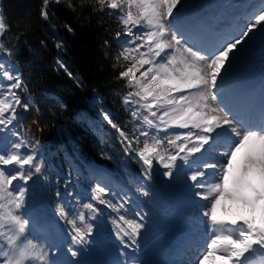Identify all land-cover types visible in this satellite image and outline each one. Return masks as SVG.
Here are the masks:
<instances>
[{
  "label": "snow or ice",
  "instance_id": "obj_1",
  "mask_svg": "<svg viewBox=\"0 0 264 264\" xmlns=\"http://www.w3.org/2000/svg\"><path fill=\"white\" fill-rule=\"evenodd\" d=\"M180 4L181 0H95L93 10H111L108 15L116 16L121 29L116 38L119 41L122 34L125 38L114 57V67L122 68L119 78L126 81L128 91L123 103L130 110L133 131L129 134L121 130L108 113H104V120L119 132L124 151L134 152L142 162L145 178H152L155 164L165 169L163 176L169 179L178 178L183 171L184 180L190 182L187 187L196 189L194 197L207 202L202 212L207 219L206 243L193 264H216L217 260L252 264L253 258L256 264H264V226L244 217L226 219L217 215L225 199H240L245 204L264 199V193L256 194L251 201L242 197L240 181L230 177L233 160L245 147L249 155L243 171H258L264 176V96L259 123H253L234 113L220 91L232 62L243 51L242 45L255 31L264 34V6L248 17L240 33L225 35L206 47L192 44L186 32L173 23L174 9ZM43 5L41 14L47 18L49 0H43ZM68 7L75 10L71 0ZM5 34L6 24L0 13V38ZM6 50L0 42V51ZM60 67L73 75L63 64ZM26 91L22 76L0 63V132L19 120L18 108L30 110L31 100H23L18 94ZM11 135L16 139L0 138V264H54L46 247L28 236L29 181L43 174L45 167L39 156V140H28L14 130ZM221 137L223 144L218 143ZM217 147L224 150L217 151ZM138 190L149 195L142 186ZM109 191L98 183L88 202L80 205L81 210L58 206L57 214L71 226L70 245L88 243L93 231L88 221L100 212L97 205L119 214L113 224L121 243L125 247L137 245L144 216L135 211L133 215L139 221L129 218V201L113 202L108 199ZM56 196H61L59 190ZM122 211L124 214H120ZM72 246L67 251L76 257L80 250Z\"/></svg>",
  "mask_w": 264,
  "mask_h": 264
},
{
  "label": "rangeland",
  "instance_id": "obj_2",
  "mask_svg": "<svg viewBox=\"0 0 264 264\" xmlns=\"http://www.w3.org/2000/svg\"><path fill=\"white\" fill-rule=\"evenodd\" d=\"M204 1L205 0H194V3L197 5ZM246 1L248 2L249 0ZM247 2H243V4ZM240 20L242 19H239V23L241 24ZM243 21L245 22L246 20L244 19ZM0 42H2L1 38ZM121 44H123V41L120 42L119 47ZM57 45L60 46L58 47ZM57 45L56 63L60 69H63L60 67V64H63L70 72L71 63L64 58V48L61 44ZM0 63H4L6 69L14 70L20 74L19 69L14 64L1 57V55ZM11 64L13 66H11ZM70 79L73 80V77L71 76ZM18 94L21 95L23 100H31V108L39 112L36 98L25 97L27 94L26 92H18ZM50 98L53 100V106H58L62 110L67 109L62 99L52 95ZM86 102L87 110L74 120L76 125L82 127L84 131L98 138L99 144H94L87 149L89 152H92L97 162H88L87 158L84 157L73 142H71L72 146L69 144L65 146L62 145L56 148V151L50 150L47 153L42 152L40 150L42 147L39 146V156L44 160L45 167L43 174H38L33 178V181L29 182L26 213H35V216L37 217L38 215L39 217L40 213H42L45 208V219L42 217L39 218L47 224L56 242V258L54 257L56 264H82L84 262H86V264H133V262H127L131 256L140 257L139 263L142 264L146 262V264H170L171 262L165 259L163 251L165 244H170L171 246L175 240V237L172 235L173 230L171 232L166 231L168 229L167 227L173 225V222H170L171 224L169 223V219L170 221L174 220L173 214L170 213H172L171 209H175V206L171 205L170 207V203L167 202L168 199L164 197V189L170 183L171 179L163 176L165 169L158 164L154 165L152 178H145L142 172V162L139 161V158L134 152H125L122 144H120L122 153L118 155L114 139H111L109 143L107 138L115 135V137L121 141V137L119 132L104 120V113H108L113 119L112 113L106 108L104 100L99 96L95 95L89 101L86 100ZM61 105H64V107H61ZM19 109L20 108L17 110ZM18 121H14L13 125H9L8 129L0 132V138L7 137L8 139V137H10L11 139L8 140H15L16 137H13L10 132L13 130L19 132L21 130V136L28 140L35 141L33 139V137L35 138L33 134L32 137L30 134L22 131V125L18 124ZM171 131L172 130H169V132ZM160 135L163 136L164 133L161 132ZM246 151L247 149L243 150L242 157H245ZM95 164L98 165L100 171L102 170L101 172L106 176L107 180H110V177H112L118 179L121 184H123V188L119 189L116 193L109 191L108 199L113 202L127 199L129 203L126 207L130 210L127 213L129 218H135L139 221V217L133 215L135 211H140L144 216V220L142 221L144 227L140 230V235L136 238L137 245L125 247V245L121 243L116 236V228L113 224V220L118 219L119 214L105 205H97L100 208V212L95 214V219L88 221L93 225V231L88 237V243L85 245H70L69 232L71 231V226L60 218L57 214V208L63 205L66 208L79 211L81 210L80 205L88 202L95 183L92 182L90 184V174L86 177V173L92 171L93 174H99ZM110 165H112V168H110ZM253 173L259 175L262 180V187L264 188V177L261 176L258 171ZM252 178L255 179L253 175ZM63 179L65 187L61 189L59 184ZM107 180L104 177L101 181L107 182ZM237 180H239V178ZM242 182L245 184L243 187L240 185L242 197L251 201L256 194L264 193L263 189L251 178H247L246 181L242 180ZM141 186L149 192L148 196H144L138 190ZM53 189H55V191H53ZM58 190L61 192L60 197L56 196ZM68 193H72L73 195L69 196L67 195ZM77 197L80 203H77ZM222 203L224 204H222V211L224 214L228 215L232 212L235 218H238L239 215L252 220L257 225L264 226V199L249 204L243 203L240 199L236 201L225 199ZM120 214H124L123 211ZM158 235L161 236L159 240L156 239ZM28 236L40 244L38 239L30 234L29 229ZM124 239L126 243H130L127 237ZM155 241H157V243L154 244ZM119 245L123 248L122 251L118 248ZM69 246L74 247V249H79L80 254L76 257H72L67 251ZM193 256L195 255L193 254L191 258ZM120 257H125L127 259L126 262L121 263L119 260ZM195 258L196 257L193 258V262ZM205 264H209V262Z\"/></svg>",
  "mask_w": 264,
  "mask_h": 264
},
{
  "label": "trees",
  "instance_id": "obj_3",
  "mask_svg": "<svg viewBox=\"0 0 264 264\" xmlns=\"http://www.w3.org/2000/svg\"><path fill=\"white\" fill-rule=\"evenodd\" d=\"M71 3L75 10L68 7V0H49L45 18L41 14L43 0H0L6 24L2 42L7 50L3 53L19 65L26 93L38 100L39 113L31 111L25 116V128L38 140L48 142V147L72 141L83 146L82 151L90 157L87 146H91V137H86L73 120L86 109V98L95 93L102 96L116 113L119 127L129 130L131 118L122 103L128 88L119 78L122 68L114 67L118 54L114 42L121 29L107 8L93 10L95 0ZM57 44L63 46L64 58L71 63L73 80L56 63ZM46 94L62 99L67 109L53 106Z\"/></svg>",
  "mask_w": 264,
  "mask_h": 264
},
{
  "label": "bare ground",
  "instance_id": "obj_4",
  "mask_svg": "<svg viewBox=\"0 0 264 264\" xmlns=\"http://www.w3.org/2000/svg\"><path fill=\"white\" fill-rule=\"evenodd\" d=\"M225 1L226 0H213L212 4H211L212 9H209V10L211 11V13L213 12V16H216V14H218L220 17L223 18V20H224L223 22H226L227 25H231L232 28L234 29V32H232V33H234V35L240 33V31H242L244 29V26L248 22V17L250 15L254 14L262 6H264L261 4V0H259V1L251 0L250 2L248 1L245 4H243V2H241V1L239 3L229 2V5H227L228 2H225ZM193 3H194V0H181V4L178 5V8L176 9L175 16H179L181 14V12H179V11H181L183 9H184V11L187 10L188 8L191 7L190 5H192ZM255 8H257V10L252 13V10H254ZM243 11L246 13V15L249 14L251 11V13L249 15L244 17V19L246 20L245 25H242L239 23V19L241 18V17L239 18V15ZM230 34L231 33H229L228 35H230ZM251 35H252V38L249 39L247 43L242 45L243 51L240 52L238 54L237 59L232 62V66L228 70V73H227L228 75L226 74L224 77V83H223L222 87L220 88V91L222 94H233V93L229 92V89L231 88L230 82L225 83V80L230 77V75H229L230 72H232V71L238 72L239 70L237 67H240L241 65H244L246 63L248 65V69L246 70L247 72L255 71V70H257L255 68V66H258L259 63L264 61V34H261L260 31H255ZM217 38L220 39L221 37H219V35H217ZM209 45H210V43L207 44V47H209ZM260 47H262L261 51L258 54H254L253 52ZM11 66H13V65L11 64ZM260 69L264 73V70L262 68H260ZM260 69L258 71H261ZM258 104H261V98H258ZM255 119L259 122V115H257V117ZM8 139H11V138L8 137ZM221 139H224V138L221 137ZM258 147L259 146L257 145V149H258ZM221 150H222V148H220V147H219V149H217V151H221ZM248 155H249V150L247 149V151L245 152V157L243 156V158L241 159L238 169L235 171L234 175H230V177L235 178V179L239 178L240 185H242V187L245 185L242 182V180L246 181L247 178H251L264 191V188L262 187V180L258 174L256 175L254 173H245L243 171V168H244V165L246 163V159H247ZM233 165H234V160H233ZM212 171L213 170H209L210 173ZM252 175L255 177V179L252 178ZM188 183H190V182H186L184 180V172L181 171L178 174V178L171 179L170 183L164 189V197L166 199H168L167 202H169L171 205L175 206V209H173V210L171 209L172 213H170V214H173V219H174L173 225L171 227H167L168 229L166 231L171 232V229L176 227V231L181 230L182 233L184 235H186L187 241L192 243V245H194V246H196V244L200 245V247L202 248L204 246V244L206 243V235H205L204 231H206V225H207V219L205 217H203L202 212L204 210L203 206L207 202L200 200L199 198L194 197L193 193H194V191H196V189H189L187 187ZM222 202H221V204H223ZM229 204H230V201H229ZM220 206L218 207V209L220 208ZM229 212H231V211H229ZM30 216L36 217V216H33L32 214H30ZM230 216H234L232 214V212L230 213L229 216H226L224 218L231 219ZM193 219H196V223L194 225H191L190 222ZM236 219H238V218L236 217ZM170 222H172V221H170V219H169V223ZM199 223H200V225H199ZM188 228L193 229V232L188 234V232H187ZM190 234H192L193 236H190ZM160 238H161V236L158 235V237L156 239L159 240ZM157 241H155L154 244L157 243ZM189 242H187L186 246L190 245ZM165 243H167V242H165ZM63 247H64V245H63ZM181 247H185V246H181ZM181 247L178 246V244L176 243L171 249H169V253L172 250H179V248H181ZM126 255H128V254H126ZM164 262H165V260H164ZM146 263H143V264H146ZM167 263H168V261H167ZM216 264H227V261L217 260ZM252 264H256L255 258L252 259Z\"/></svg>",
  "mask_w": 264,
  "mask_h": 264
}]
</instances>
